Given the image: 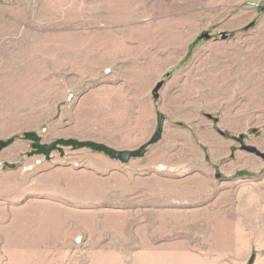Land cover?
Listing matches in <instances>:
<instances>
[{"label":"rangeland","instance_id":"rangeland-1","mask_svg":"<svg viewBox=\"0 0 264 264\" xmlns=\"http://www.w3.org/2000/svg\"><path fill=\"white\" fill-rule=\"evenodd\" d=\"M49 1L0 0V66H19L16 82L0 84V139L16 137L0 152V182L22 196L20 178L49 165L81 167L93 152L27 156L24 131L44 143L135 149L152 134L156 112L163 131L142 157L116 163L131 178L127 203L16 208L7 204L12 194L4 197L0 264H187L184 255L264 264V163L233 140L243 135L264 152V0ZM49 28L77 32L83 44L52 63L43 48ZM205 32L211 38H199ZM150 173L180 179L171 208L145 198Z\"/></svg>","mask_w":264,"mask_h":264},{"label":"crops","instance_id":"crops-1","mask_svg":"<svg viewBox=\"0 0 264 264\" xmlns=\"http://www.w3.org/2000/svg\"><path fill=\"white\" fill-rule=\"evenodd\" d=\"M40 3L43 4L44 2L42 1ZM59 3L58 0H50L47 5ZM0 20L3 21L4 18L0 17ZM49 29L50 30H46L42 34L44 37L43 48L46 52H49L45 54L44 58L46 60L49 59L52 63L57 60L58 54L63 56L67 53L69 44H75L76 46L78 44H83L82 39L80 40V38H77V32L72 31L70 33H63V31L56 30L57 28ZM3 35L4 29H0V37ZM36 45H38L37 42ZM36 45L34 46L35 48ZM40 46L39 44V47ZM31 53L34 58L35 52ZM17 67L19 66L17 61L15 64L14 59H12L11 64H8L6 67L3 65L0 66L1 85L4 84L5 78L15 81V78L19 76L18 70H16ZM52 73L53 72H50L49 74L52 75ZM116 163H118V161L111 160L101 153L92 152L87 158V163L83 164L81 167L74 168L67 164L46 166L37 171L33 176L25 175L24 178L19 179L20 187L18 190L25 191L27 189L22 196L19 195V193H12L15 192L14 189H16L17 186L9 185L8 183H4V181L2 183L0 182V202L3 201L4 197H8L9 199V196L12 194L13 199L8 200L7 204L8 206L16 208L23 207L30 203L33 204L35 201L40 203L57 202L66 206L68 205L69 207L82 209L91 204H99L104 198L112 199L113 203L115 199L119 198L127 203V200L131 198L129 197V195H131V189H129L131 178L122 175L121 171L116 167ZM4 171V173H8L9 171L11 172L12 169ZM144 178L146 183L144 186L146 190L144 192L145 198L152 200L149 203L156 208H158L159 205L163 208H171L172 199L175 195L177 196V194H179L176 188L178 189L179 187L178 181H180V179L153 173L146 175ZM140 183L139 197L143 200V177ZM188 193H190V190H187L186 196L184 197L188 198ZM153 200H155V202H153ZM149 207L151 206H146V208ZM182 259L184 262H187V264H201L202 262L210 264L207 260L208 258L201 256L184 255ZM11 261L15 262L18 261V259L13 258ZM1 262H4V252L0 248V263ZM154 262L158 261L151 260L149 263L152 264Z\"/></svg>","mask_w":264,"mask_h":264},{"label":"water","instance_id":"water-1","mask_svg":"<svg viewBox=\"0 0 264 264\" xmlns=\"http://www.w3.org/2000/svg\"><path fill=\"white\" fill-rule=\"evenodd\" d=\"M199 38L209 39L211 38V35L205 32L202 33ZM221 38L224 39L225 34H222ZM162 84L163 80H160L154 86L152 90L153 98H158V90ZM163 120V114L156 112V122L152 134L144 143L135 149H115L101 142L92 140H78L75 138H57L53 141L44 143L42 142L41 135L35 131H24L19 138L30 142L31 150L27 152V156L39 155L43 156L45 160H48L50 153L54 150H57L60 155H63L64 147H70L73 150L87 148L93 152L101 153L111 160L119 161L120 163L125 164L132 158L142 157L150 145H153L160 140L163 131ZM15 138L16 137L13 136L6 139H0V152L10 146L14 142ZM241 149L255 154L264 161V152L259 151L256 147L242 144ZM5 166L10 168L13 167L12 164L8 163H5ZM214 175L216 178H219V171L215 170Z\"/></svg>","mask_w":264,"mask_h":264},{"label":"flooded vegetation","instance_id":"flooded-vegetation-1","mask_svg":"<svg viewBox=\"0 0 264 264\" xmlns=\"http://www.w3.org/2000/svg\"><path fill=\"white\" fill-rule=\"evenodd\" d=\"M233 140L237 143V148H238V150H240V151H245V150H243V149H241V145L242 144H245V145H252V144H249V143H245V137L243 136V135H240V136H238V137H233ZM252 146H254V145H252ZM31 150V149H30ZM233 152H234V150H233ZM233 152H231L230 153V157L232 158L234 155H233ZM253 154V153H252ZM255 155V154H254ZM60 156H63V155H60ZM256 156V155H255ZM258 157V156H257ZM260 158V157H259ZM261 159V158H260ZM262 160V159H261ZM262 162L264 163V161L262 160ZM4 166H5V163H4ZM215 170H217V169H215ZM214 174H215V172H214ZM219 179H221V176L219 177Z\"/></svg>","mask_w":264,"mask_h":264},{"label":"trees","instance_id":"trees-1","mask_svg":"<svg viewBox=\"0 0 264 264\" xmlns=\"http://www.w3.org/2000/svg\"><path fill=\"white\" fill-rule=\"evenodd\" d=\"M13 166V165H12Z\"/></svg>","mask_w":264,"mask_h":264}]
</instances>
